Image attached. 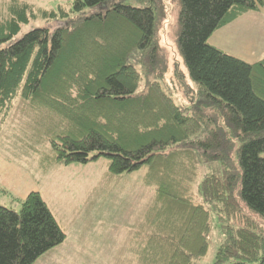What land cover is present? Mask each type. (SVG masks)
Segmentation results:
<instances>
[{"label":"trees","instance_id":"1","mask_svg":"<svg viewBox=\"0 0 264 264\" xmlns=\"http://www.w3.org/2000/svg\"><path fill=\"white\" fill-rule=\"evenodd\" d=\"M178 1L177 49L194 85L180 103L158 78L153 6L74 0L41 12L54 28L20 35L29 6L0 0V124L17 103L47 131L50 161L104 156L115 174L144 168L153 191L134 234L135 264H194L207 252L214 208L231 223L211 264H264V58L247 62L209 43L264 0ZM136 65L154 77L140 93ZM204 117L214 123L206 131ZM201 167L210 171L194 191ZM64 239L39 192L19 211L0 206V264H33Z\"/></svg>","mask_w":264,"mask_h":264},{"label":"rangeland","instance_id":"2","mask_svg":"<svg viewBox=\"0 0 264 264\" xmlns=\"http://www.w3.org/2000/svg\"><path fill=\"white\" fill-rule=\"evenodd\" d=\"M21 1L29 10L20 35L34 27L54 28L59 22L41 12L74 0ZM124 4L155 8L160 18L159 46L165 66L163 79L158 78L176 102L184 98L183 91L194 97L193 82L177 49L179 1L124 0ZM209 43L247 62L264 58V5L216 30ZM137 68L142 77L136 90L140 93L154 77L144 73L143 67ZM194 112L193 109L191 113ZM33 120L16 103L0 124V206L19 211L25 196L37 191L65 234L64 241L43 253L33 264H135L134 234L149 207L153 191L143 180L144 168L115 174L109 171L108 159L104 156L87 163L52 162L47 131L39 129ZM202 120L203 131L214 126L205 117ZM208 171L210 168L203 167L198 172L194 191ZM197 200L205 203L202 197L198 196ZM260 221L264 226V220ZM228 222L231 223L230 219L218 209L211 211L208 249L205 255L194 257V264L213 262L224 241L222 225Z\"/></svg>","mask_w":264,"mask_h":264},{"label":"crops","instance_id":"3","mask_svg":"<svg viewBox=\"0 0 264 264\" xmlns=\"http://www.w3.org/2000/svg\"><path fill=\"white\" fill-rule=\"evenodd\" d=\"M252 12H254V11H250V12H246V13H244L243 15H248V14H251ZM243 15H241V16H243ZM240 16V17H241ZM239 18V17H238Z\"/></svg>","mask_w":264,"mask_h":264}]
</instances>
